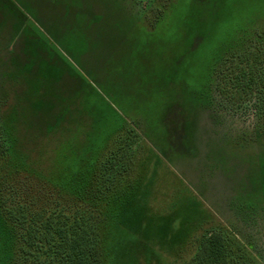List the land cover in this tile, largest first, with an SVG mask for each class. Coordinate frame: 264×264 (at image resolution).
<instances>
[{"label": "rangeland", "instance_id": "obj_1", "mask_svg": "<svg viewBox=\"0 0 264 264\" xmlns=\"http://www.w3.org/2000/svg\"><path fill=\"white\" fill-rule=\"evenodd\" d=\"M263 28L264 0H0V132L28 169L1 194L41 205L56 189L37 176L68 183L128 155L131 225L105 264H187L209 231L241 255L253 243L238 264H264L257 119L200 108Z\"/></svg>", "mask_w": 264, "mask_h": 264}, {"label": "trees", "instance_id": "obj_2", "mask_svg": "<svg viewBox=\"0 0 264 264\" xmlns=\"http://www.w3.org/2000/svg\"><path fill=\"white\" fill-rule=\"evenodd\" d=\"M224 104L251 113L257 119L255 132L264 138V28L241 42L200 108L216 115L215 106L225 109ZM5 143L0 132V186L3 177L28 171L23 161L13 159ZM126 158L110 154L68 183L37 176L56 189V196L46 197L41 205L12 201L0 188V264H105L104 247L113 228L131 225L128 193L133 185L124 179ZM230 240L220 232H206L193 246L187 264H238L245 251L254 250L253 243L246 242L241 255V246ZM234 243L236 259L230 250Z\"/></svg>", "mask_w": 264, "mask_h": 264}]
</instances>
